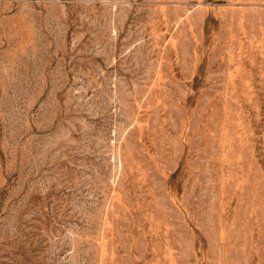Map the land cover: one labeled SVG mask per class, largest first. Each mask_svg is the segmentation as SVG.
Returning <instances> with one entry per match:
<instances>
[{"label": "rangeland", "instance_id": "1", "mask_svg": "<svg viewBox=\"0 0 264 264\" xmlns=\"http://www.w3.org/2000/svg\"><path fill=\"white\" fill-rule=\"evenodd\" d=\"M0 264H264V0H0Z\"/></svg>", "mask_w": 264, "mask_h": 264}]
</instances>
